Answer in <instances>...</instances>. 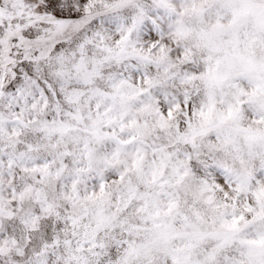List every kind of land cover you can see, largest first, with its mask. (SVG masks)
Returning a JSON list of instances; mask_svg holds the SVG:
<instances>
[{
  "label": "snow or ice",
  "instance_id": "6c2138e0",
  "mask_svg": "<svg viewBox=\"0 0 264 264\" xmlns=\"http://www.w3.org/2000/svg\"><path fill=\"white\" fill-rule=\"evenodd\" d=\"M0 264H264V0H0Z\"/></svg>",
  "mask_w": 264,
  "mask_h": 264
}]
</instances>
